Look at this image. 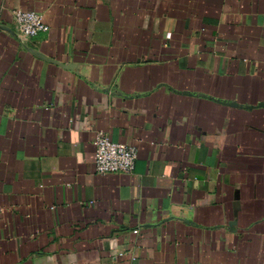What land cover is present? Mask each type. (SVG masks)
I'll use <instances>...</instances> for the list:
<instances>
[{"label":"crops","instance_id":"0c3cea01","mask_svg":"<svg viewBox=\"0 0 264 264\" xmlns=\"http://www.w3.org/2000/svg\"><path fill=\"white\" fill-rule=\"evenodd\" d=\"M0 264H264V0H0Z\"/></svg>","mask_w":264,"mask_h":264},{"label":"built area","instance_id":"2783aa9c","mask_svg":"<svg viewBox=\"0 0 264 264\" xmlns=\"http://www.w3.org/2000/svg\"><path fill=\"white\" fill-rule=\"evenodd\" d=\"M14 25L23 38L33 39L48 32V26L42 17L34 11H16ZM94 170L99 175L126 174L134 172L137 154L133 146L112 142L106 135L100 134L94 142Z\"/></svg>","mask_w":264,"mask_h":264}]
</instances>
